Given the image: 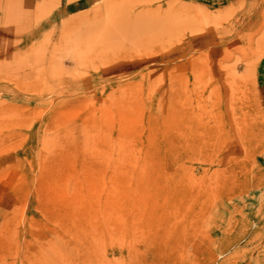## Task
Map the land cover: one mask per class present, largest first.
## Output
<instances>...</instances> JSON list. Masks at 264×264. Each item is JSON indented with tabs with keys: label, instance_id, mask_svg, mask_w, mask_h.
<instances>
[{
	"label": "rangeland",
	"instance_id": "1",
	"mask_svg": "<svg viewBox=\"0 0 264 264\" xmlns=\"http://www.w3.org/2000/svg\"><path fill=\"white\" fill-rule=\"evenodd\" d=\"M0 264H264V0H0Z\"/></svg>",
	"mask_w": 264,
	"mask_h": 264
},
{
	"label": "crops",
	"instance_id": "2",
	"mask_svg": "<svg viewBox=\"0 0 264 264\" xmlns=\"http://www.w3.org/2000/svg\"><path fill=\"white\" fill-rule=\"evenodd\" d=\"M68 3H70V2H68ZM73 5H74V4L71 3V6H70V7H73Z\"/></svg>",
	"mask_w": 264,
	"mask_h": 264
}]
</instances>
